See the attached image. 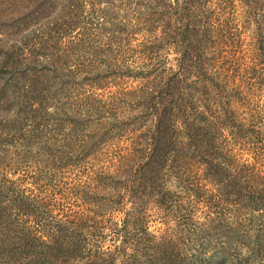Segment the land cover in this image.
<instances>
[{"label": "trees", "instance_id": "obj_1", "mask_svg": "<svg viewBox=\"0 0 264 264\" xmlns=\"http://www.w3.org/2000/svg\"><path fill=\"white\" fill-rule=\"evenodd\" d=\"M79 2L89 7L81 28ZM70 7L61 27L66 34L82 31L71 40L72 63L66 50L50 53L53 37L24 56L0 30V152L3 145L24 142L22 147L29 150L39 144L48 166L59 155L50 140L71 126L75 136L70 146H77L73 153L78 158L69 166L107 145L112 150L114 144L117 152L110 173L87 177L58 217L48 204L25 194L18 184L23 180L10 181L0 159V264H264V148L255 146L261 142L256 127H264V113L250 107L255 96L264 94V0H73ZM120 9H132L130 17L115 16ZM4 24L0 18V27ZM238 28L251 29L244 46ZM136 34L140 43L126 51ZM78 47L88 48L79 53ZM170 48L177 57L168 68L162 53ZM126 53L133 57V69L119 67L120 55ZM41 59L44 66L37 63ZM128 78L138 80V88L126 90L123 80ZM82 95L84 100L78 101ZM60 98L75 99L70 117L60 109L57 116L49 115ZM236 106L243 108L241 114ZM121 140L130 143L118 147ZM244 140L256 144L246 149L239 143ZM228 144L239 147L226 154ZM244 151L251 153V161L243 159ZM190 163L201 168L210 185L207 202L225 205L234 219L210 228L199 224L186 235L191 211L182 205L184 197L165 184ZM98 176L110 179L112 189H117L116 178H125L120 183L126 189L123 197L133 209L124 213L105 249L94 233L100 225L96 218H105L98 189L106 185ZM194 179L184 180V186H193ZM203 192L196 187L186 201L201 198ZM150 201L169 215L183 211L178 225L184 235L150 233L135 217Z\"/></svg>", "mask_w": 264, "mask_h": 264}, {"label": "rangeland", "instance_id": "obj_2", "mask_svg": "<svg viewBox=\"0 0 264 264\" xmlns=\"http://www.w3.org/2000/svg\"><path fill=\"white\" fill-rule=\"evenodd\" d=\"M72 1L73 0H0V18L3 19V21H6V24L0 27V30L2 33L9 34V45L15 44L16 48H19L21 51L23 49L22 53L24 56H27L29 51L33 49L32 47H36L37 43L39 44L46 42V39L49 40V38L53 37L51 43L49 42V44L53 47V49L50 50V53L52 51V54L56 56V54L66 50L67 54L69 55L68 60L72 63L75 61L76 56L74 54L75 52L72 54V51L75 49L72 44L75 45V43L71 44V40L73 39L72 37H75L74 40L76 41L82 31L81 29H75L72 34H66L64 33L65 28L61 27V24L64 21L60 22V19L65 17V15L71 11L70 4ZM79 3L81 6L78 8V14L80 15L78 28H81L84 27L83 25L86 22L87 10L89 7H85L86 5L82 6V2ZM237 5L238 3L235 2V6ZM99 6L100 9L106 7L104 4H99ZM131 10L132 9H129V12H131ZM129 12H127L125 9H120L119 12H116L117 14L114 15L121 18L124 17V19H126L125 15L130 17ZM58 24H60L59 29L61 28V30H59V33L61 35L57 34L58 30H56V26ZM250 30L244 31L242 28H238L237 38H239L240 46H244L246 42L249 41L251 33ZM89 32L90 30L85 31L87 35H89ZM130 41V44L126 47V51L136 49L141 41V36L139 34H136L135 36L132 35ZM54 42H57V46H54ZM67 44H71V47L66 46ZM93 47H98V44H94ZM87 48L88 47H78V51L80 53L82 51H86ZM57 49L60 50L59 53L57 52ZM120 56L121 58H124L122 59L123 61L118 62V64H120L119 67L121 68L130 66L133 69L134 66L132 65L134 64V60L133 57H131V54L126 53L125 55L122 54ZM162 57L166 59V67H174V59L177 57V54L171 48L166 50L165 53L163 52ZM37 63L40 65V63L45 62L44 59H41ZM44 65L45 64H42L40 66ZM77 79H81V77L78 76L76 80ZM57 82L58 81H55V83ZM123 82L125 84L124 86L127 87L126 90L138 88L139 85L138 80H134L132 78L124 79ZM110 91L114 92L115 89L112 88ZM100 93L101 91H97V94ZM84 97L85 96L82 95L81 97L77 98V100H84ZM56 100L57 101H54L55 109H48L49 115L53 117L55 114L57 116L59 113L58 109H60L63 113L64 111H67V114L65 113L64 115L69 117L71 114L75 113V110L71 106V104L75 102V99L72 98L70 101H68L67 99L63 100L60 98ZM262 102H264V94L255 96L250 103V107L253 106V108H255L258 106L256 110H258L261 115L264 113V106H262ZM236 107L239 110V114H241L243 112V108H239L238 106ZM261 107H263V109ZM63 117L64 116L61 115L58 118ZM47 119L48 117L46 116L45 120ZM60 125L61 126L59 127H70L67 124H65V126H62V124ZM47 127H51V125ZM71 127L69 129L65 128L62 133H59L57 136L53 137L52 140H50L51 142H54V145H56V150L59 151V155L56 157V159H53L54 163L52 161L50 164H48V166L46 165L47 156L45 153H43V150H37L39 144L33 145L29 150H27L26 147H22L24 142L19 146L17 145L19 143L10 147L9 145H3V148L1 149L2 151L0 152V159L3 160L1 161V168L7 166L6 169H9V175L7 176L8 179L10 181H15L18 179L23 180L22 183L18 184L20 187L22 186L24 191H26L25 194L29 195L30 197H34L36 202L39 201L42 204H48L47 208L52 210L53 215L57 217L60 215V211H65L72 205L75 195L74 189L83 186L87 179H89L87 177L94 178V175L99 174L102 171L103 173L108 172V168L114 162V153L117 152V148H115L114 144L112 145V150H106L108 146H111L107 145L100 151L98 150L99 152L96 155L88 157L84 162H80V164L76 166H69L72 161L76 160L75 158H78V155L73 153L77 151V146H70L74 145V140H71V137L75 136L72 134L73 129ZM256 128L257 130L260 129L261 136L259 139L261 142H257L258 144H256L255 140H244L243 142H239L240 144L247 146L246 149L254 146V144H256L255 146L264 148V127ZM92 129H95V127H92ZM87 130H89V127H87ZM53 134V131L48 133V135L51 137ZM134 135L137 136L140 134L137 132ZM128 137V139H131V135H128ZM134 139L136 140V137H134ZM122 140L119 142L118 147H120V145L123 147L129 145L130 140L129 142H122ZM229 140L232 143L234 142L231 137ZM139 141L140 139L138 142H135V144H139ZM115 142L116 141H113L112 143ZM227 147L228 148H226V150L223 149L226 154L227 151H230L231 147L239 146L228 144ZM240 153L242 152L239 151L235 154L241 155ZM243 153H245L243 155V159H248L251 161V153L246 151ZM261 158L264 160V151ZM54 164L57 166L54 167ZM98 177H101V183H105L106 185L105 187L101 186V188L98 189V198L101 199L100 203L102 202L99 210L105 213V218L103 222H101L100 218H96V222H100V225L97 227L95 230L96 232L94 233L95 236L102 238L103 249H105L112 244L114 239L112 238L113 235L111 232H113L114 228L117 230V224H119L120 220H122V217H124V213H130L131 211L133 212V209L131 208L129 202L126 201V198L123 197V195H125L124 193L126 192V189L125 186H122L120 183H125V178H116L117 189H112V186H108V183L110 185V179L107 180L106 178H103V176ZM192 177L195 178L193 181L195 184L193 186L185 187V183H183V181ZM165 185H167L172 194H181L184 197L183 201L180 200L183 203L182 205H185L191 211L187 222L188 226L184 227V232L186 235L189 229H193L192 227L198 229L199 224H205V226L210 228L216 225V223L226 221L231 222L234 219L232 216H230L231 214L229 208H227L225 205H218L215 201L211 203L207 202V196L210 194L211 188L206 180L203 179L201 168L196 164L190 163L187 167L180 171V174L176 180L173 176H171ZM196 187L205 189V192L199 195L201 198L187 202L186 198L192 199V195H194V189ZM185 190H189L186 191L187 194H183V191ZM61 193L62 196H60ZM118 194L121 199L118 198ZM7 199L9 201L10 198L8 197ZM79 203L80 201L77 202V204ZM82 208L86 209L87 206H83ZM182 208L185 209V207ZM74 209L76 210V208ZM181 212L174 216L169 215L166 213V210L163 208L159 209L150 201L149 203H146V209L139 212L138 216L135 217L139 222L143 221L144 225L146 224L148 231L153 235L158 237L164 235L172 237L174 235H184L183 231L180 232L183 230L182 227L179 229L178 225V222L179 224L182 223L180 216L182 217L183 214ZM185 212L187 214V211ZM85 215H89L90 218L92 216L89 213H86ZM90 218L85 219L84 223L90 225L92 223V221H89ZM118 240L119 238L115 239V244L118 243Z\"/></svg>", "mask_w": 264, "mask_h": 264}]
</instances>
